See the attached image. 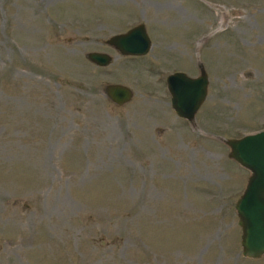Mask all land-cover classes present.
I'll list each match as a JSON object with an SVG mask.
<instances>
[{
	"label": "rangeland",
	"instance_id": "rangeland-1",
	"mask_svg": "<svg viewBox=\"0 0 264 264\" xmlns=\"http://www.w3.org/2000/svg\"><path fill=\"white\" fill-rule=\"evenodd\" d=\"M140 23L146 55L106 44ZM199 63L189 122L166 77ZM263 129L264 0H0V264H264L241 255L249 171L224 142Z\"/></svg>",
	"mask_w": 264,
	"mask_h": 264
},
{
	"label": "water",
	"instance_id": "water-1",
	"mask_svg": "<svg viewBox=\"0 0 264 264\" xmlns=\"http://www.w3.org/2000/svg\"><path fill=\"white\" fill-rule=\"evenodd\" d=\"M106 44L122 56H143L151 48V40L143 23L124 33L112 35ZM86 58L98 66H106L112 59L104 52H89ZM198 66L199 74L195 77L176 71L166 78L174 113L189 122L194 120L207 96L208 76L203 65L199 63ZM103 92L117 106L126 104L133 96V91L120 83L104 85ZM224 142L230 148L228 156L249 171L245 187L234 206L241 229V255L248 259H259L264 256V129Z\"/></svg>",
	"mask_w": 264,
	"mask_h": 264
}]
</instances>
